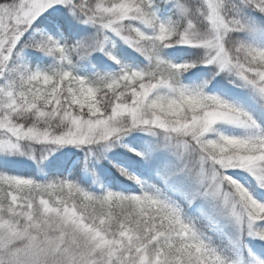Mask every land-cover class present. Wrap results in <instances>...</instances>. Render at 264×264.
Masks as SVG:
<instances>
[{"label": "snow or ice", "instance_id": "snow-or-ice-1", "mask_svg": "<svg viewBox=\"0 0 264 264\" xmlns=\"http://www.w3.org/2000/svg\"><path fill=\"white\" fill-rule=\"evenodd\" d=\"M0 264H264V0H0Z\"/></svg>", "mask_w": 264, "mask_h": 264}]
</instances>
